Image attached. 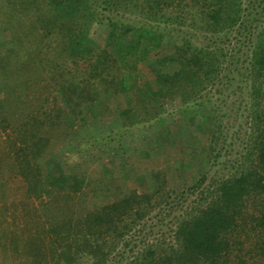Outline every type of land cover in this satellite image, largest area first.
Listing matches in <instances>:
<instances>
[{"label": "trees", "instance_id": "trees-1", "mask_svg": "<svg viewBox=\"0 0 264 264\" xmlns=\"http://www.w3.org/2000/svg\"><path fill=\"white\" fill-rule=\"evenodd\" d=\"M96 22L109 27L106 45L75 53V40H86ZM3 29L12 49L0 71V129L27 199L48 192L41 161L55 145L70 151L80 139L95 154L97 122L112 114L108 103L119 94L135 90L141 118L155 110L161 95L133 86V64L146 62L160 79L178 62L173 82L202 91L180 109L183 124L172 135L154 130L151 156L172 152L166 159L174 166L148 169L151 184L140 191L129 186L134 171L116 177L106 169L92 205L85 209L82 197L54 207L50 225L21 201L22 233H3L12 259L264 264V0H0ZM112 43L125 49L122 59ZM175 168L189 177L170 186Z\"/></svg>", "mask_w": 264, "mask_h": 264}, {"label": "rangeland", "instance_id": "rangeland-1", "mask_svg": "<svg viewBox=\"0 0 264 264\" xmlns=\"http://www.w3.org/2000/svg\"><path fill=\"white\" fill-rule=\"evenodd\" d=\"M153 1L156 2V0ZM62 6L67 12L66 4L64 3ZM76 7L78 9L79 5ZM69 12L74 15L75 13L77 14L78 10L77 12L75 10ZM108 32L109 27L105 24L94 23L86 40L85 38L83 40H75L74 46L76 50L73 51L79 53L86 49L89 50L92 46H105ZM0 37V40L2 39L0 41L1 47H3V50L5 49V53L0 54L1 71L8 63L7 56L8 52L11 53L12 45L9 42L10 33L8 30L3 29L0 31ZM84 47L86 48L84 49ZM110 48L120 59L123 58L125 49L120 48L115 43H112ZM153 54L157 55L156 57H161L165 53L157 50ZM179 65L177 62L166 66L165 69H162L163 76L160 79H156L146 62L139 61L133 64L132 77L135 81L133 86L135 87L138 84L142 88L148 89V95L150 96L161 95L158 97L159 101L156 103L155 110L148 112L146 117L141 118L136 110L139 102L135 90L131 88L125 94H119L118 100L108 103L112 114L99 119L97 122L99 126H97L96 131L102 139L93 146L95 151L93 156L89 157V154L84 149H81V141L78 139L70 151H67V148L64 145L62 146L61 143L55 145L51 149L46 162L41 161L45 181L49 184L48 192H50H47L42 200H36V198L27 199L26 182L17 173L14 167L15 163L8 157L6 138L0 129V264H24L21 258L12 259V251H7L8 248L5 249L2 246L5 243L3 239L4 232V235L9 236L14 233H22L20 231L24 225V213L20 206L21 201L28 202L31 207L35 206L38 208L42 222L50 225V223L53 224L55 221L53 219L55 212L54 210L52 212L48 211H51L54 207L57 211L60 206L74 205L82 197H84L82 205L86 203L84 208L91 206L92 200L89 195H93L96 192V183L104 176L106 169L111 170L116 177L123 175L125 170L134 171L135 175L133 173L132 176L135 178L130 180L129 186L133 190L140 191L146 190L151 184L148 179V169L158 170L162 167L174 166L173 160L166 159L171 157V151V153L169 151L166 152L165 156L155 157L151 156L150 149L155 144L154 130L165 131L168 128L171 129L170 135H172L173 130L178 125L183 124L182 116L179 113L180 109L190 103L192 99H197L202 93V91L193 86L187 88L182 87L179 81L175 82L174 80L173 82V79L177 76L176 71ZM183 90H185L186 94L182 92ZM17 91H19L18 88ZM2 95L3 93L0 91V100L4 101ZM22 96H24V93H22ZM109 98L106 101H109ZM95 109L97 111L99 109L98 106ZM96 111L92 113L95 114ZM160 118L163 119L164 124L162 122L157 123L160 122ZM193 134L194 137L197 134L198 143L203 142L202 132L195 133L194 131ZM109 137L113 138L108 139ZM118 149L121 151L120 153ZM63 156L65 158L69 157L64 162L59 161V157ZM187 177L189 175L186 172L184 173L176 168L168 172L170 186L184 182ZM61 186L64 191H57ZM52 189L56 190L51 193ZM104 199L107 200L105 197ZM44 214L50 216L51 219L47 218V220Z\"/></svg>", "mask_w": 264, "mask_h": 264}]
</instances>
